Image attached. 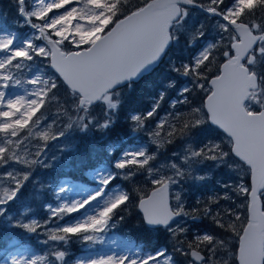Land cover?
<instances>
[{
  "label": "snow or ice",
  "instance_id": "6c2138e0",
  "mask_svg": "<svg viewBox=\"0 0 264 264\" xmlns=\"http://www.w3.org/2000/svg\"><path fill=\"white\" fill-rule=\"evenodd\" d=\"M13 8L14 28L0 13V223L43 235L39 243L47 252H9L0 264H69L67 246L73 238L89 248L105 243V234L125 220L121 213L131 214L130 206L139 210L146 230L167 233L175 241L173 252L188 257V264H264V203L258 204L264 197V0H137L134 6L130 0H13ZM196 13L203 19H195ZM210 21L216 36L200 45L198 54L187 62L167 63L170 73L187 81L171 101V111L156 119L168 100L167 88L147 110L130 107L136 85L165 63L181 38L186 46L208 40ZM24 28L31 32L21 40L16 29ZM37 61H46L54 74L47 75ZM33 69L32 78L22 80ZM58 80L65 88L63 103L56 96ZM24 84L33 87L23 95L6 91ZM197 90L206 97L198 106L192 100ZM53 101L57 110L49 120L46 112ZM121 113L133 133L146 132L148 143L118 155L109 145L108 160L87 171L94 188L76 185L79 199L68 200L61 195L72 190L65 181L52 190L58 203L45 205L47 219L30 217L25 192L35 169L51 166L44 159L48 143L72 131L107 133ZM209 126L222 130L227 150L212 139H199ZM177 140L183 142L182 151L157 165L162 150ZM205 161L237 173L245 170L253 185L225 182L223 195L198 199L202 207L189 209L182 189L173 187L206 180L195 167ZM138 176L153 186L150 195L135 199L140 188L110 187L117 178ZM233 193L247 201L244 226L238 212L225 210L224 215L235 218L225 222L214 211ZM73 213L79 216L65 220ZM203 219L233 233L237 243L213 232L186 240L188 221ZM112 244L109 252L84 255L71 264H175L166 248L141 254L142 249L126 242Z\"/></svg>",
  "mask_w": 264,
  "mask_h": 264
},
{
  "label": "trees",
  "instance_id": "16d2710c",
  "mask_svg": "<svg viewBox=\"0 0 264 264\" xmlns=\"http://www.w3.org/2000/svg\"><path fill=\"white\" fill-rule=\"evenodd\" d=\"M137 3V0H130V6H134ZM0 13H3L6 16V23L14 28L13 21L16 19L14 8H13V0H0ZM19 34V38H25L30 34V29H16ZM216 35H210L208 38V42L211 41V38ZM179 47L185 48L188 54L195 50L192 47H188L185 45V39L181 38L180 42L177 44ZM200 45H198L199 47ZM177 47V50L181 49ZM172 48L171 52L176 51ZM217 63H220L222 57L219 53H217ZM187 62V61H185ZM176 63V62H175ZM47 62L37 61L38 67H42L44 72L51 76L54 72L46 66ZM215 70V69H214ZM23 78H27L36 72V69L32 71H25ZM163 72H160L157 69L151 75H149L146 79L140 81L134 90L132 91L129 97V106L133 108H137L140 110L148 109L153 100L157 98L158 93L164 91L165 89L160 86V81L164 78L166 80L167 77H163ZM23 75V74H22ZM175 81L173 82V86L168 88L166 95L168 97L167 102L162 104V108L159 111V115L161 112L169 108V102L173 99H176L178 89L180 88L181 80L178 77L172 75L171 77ZM60 85L59 90L56 93L57 100L60 103H63L66 100L65 88L61 81H57ZM199 90L194 92L192 95V100L194 104H200L202 102L203 95H200ZM196 94V96H195ZM126 96L129 94L126 92ZM152 99V100H151ZM57 110V101H53L52 104L49 105V108L46 112L47 116H51ZM182 110H187V107ZM129 121L125 118L124 114L121 113L119 118L116 121L113 129L107 133L100 132L97 129H93L89 133H75L76 141L74 143L73 148L70 150L69 158L70 161L68 166L63 169H39V172L36 174L34 178L35 181L28 185V189L25 192V198L23 201L24 207H28L30 209V213L35 215V218L38 220L47 219L48 212L45 207L47 204L55 205V197L53 195V188L57 185L60 180L65 177L69 182L76 183V185H84L88 187V178L87 171L89 168L96 167L106 160H108L109 156L106 152V149L109 145H114L117 149L116 153L113 155H117L120 149V145L123 141H132L133 132L129 127ZM154 125V123H151ZM134 134V137H138L137 139H143L142 136ZM180 140H177L172 145H168L165 149L162 150V154H170L173 150L178 147ZM223 147L225 145L219 141ZM130 143V142H128ZM152 147V146H151ZM226 150V147H225ZM164 152V153H163ZM161 158V157H160ZM209 163V161L205 162ZM242 183L245 186L248 185L247 177H241L237 179L235 175L231 172H228L226 168H214L211 172L209 178L201 182H193L186 181L178 186V190L182 189V196L185 201V206L189 209L193 207H202V205L197 204V200H207L208 197L219 193L223 195V187L222 185L225 183ZM114 184L117 187L124 188L125 190L131 191L134 188H140L142 191L136 195L134 194L135 199H138L139 196H145L149 192L153 186L149 183H146L143 176H138L131 181H125L123 179L117 178L114 183L110 186L112 187ZM44 186V187H41ZM135 202V200H134ZM246 204L244 195H236L232 194V199L230 201H221L220 208L215 209L214 211H220L221 215L225 222H231L234 220V217H229L224 215V211L227 209H232L239 213L241 220L239 222L240 226H244V222L246 221ZM23 209V210H21ZM24 208H20V212L23 213ZM130 212L121 213L125 215V220L120 222L117 225L116 229L111 230L108 233L116 234L122 242L133 243L139 245L140 249L143 250L142 253L155 252L160 249H167L168 254L173 256L175 264H187L189 258L179 253L173 252V244L172 238L169 237L167 233L157 232V231H148L145 229L143 225L140 223V215L136 208L130 206ZM14 215H17L15 211H13ZM43 216V217H42ZM68 217V216H67ZM190 231L185 238L186 240H193L197 234H204L205 232H213L217 235L218 238H227L231 240L232 244H236L237 242L233 239V233L225 232L224 230L218 229L215 224L212 223L210 219H203L201 221H197L196 224H193L191 221H188L186 225ZM12 227H7L5 224L0 223V249H4L6 244L10 241H15L19 246H25L28 249V253L36 254V255H44L46 252L36 243L37 237L34 238L32 236L25 237L24 234L18 233L11 230ZM111 233V234H112ZM76 239L73 238V241L67 246L69 256L72 258L77 252L79 253L78 245H76ZM70 264V262H69Z\"/></svg>",
  "mask_w": 264,
  "mask_h": 264
},
{
  "label": "rangeland",
  "instance_id": "374dc122",
  "mask_svg": "<svg viewBox=\"0 0 264 264\" xmlns=\"http://www.w3.org/2000/svg\"><path fill=\"white\" fill-rule=\"evenodd\" d=\"M194 18L195 19H203L202 15H200L199 13H196ZM214 23H215L214 21H210L209 22V36L210 35H216V31H215V28H214ZM29 31L31 32V30H29ZM23 39L24 38H22L21 40H23ZM207 42H208V40L207 41L202 40V41H200V44L199 45H203V44H205ZM187 46L188 47H192V49L195 48V50L193 52H190V54H188L187 51L185 50L184 46L183 47H179L178 45H176L174 49H176L177 47H179L181 49V51L176 49V51L171 52V54L167 58V63H168L169 60H171L172 62L179 63L180 62V58H183L184 61H187L188 59H190L194 55L198 54V49H199L200 46L199 47H198V45H195V46H193V45H187ZM167 63L165 65L166 67H167ZM25 73L26 72H24L23 75H22V77H21L22 80L32 78V75L33 74L24 79L23 76H24ZM162 74H163V77H167L166 76V73H165V70L163 71ZM173 81H175V80L174 79H171V81H170V79H168V78H166V80L163 78L160 81V86L162 88H164V89H166V88L168 89L169 83L170 82L172 83ZM186 83H187V81L185 79H184V81L180 82V88L183 87ZM32 87H33L32 85L24 84V87L23 88H21L19 86H17V87H10L6 91L10 95L11 94H20V95H23L25 88L31 89ZM200 95H203V97L205 96V94L203 92H200ZM195 96H196V94H195ZM173 100H175V99H173ZM171 101L169 102V105H170ZM200 104H196V105L198 106ZM168 111H171L170 107L167 108L166 110H164L163 112H161L160 115L156 119H159V117L165 116ZM55 113L56 112H54L51 116H48L49 117V120L54 116ZM63 119L66 120V118H63ZM150 127H155V123H154V125H150ZM209 128H210V131L203 132L201 134V136L199 137V139L203 140L204 143H207L209 141V139L214 140L216 143H220L219 141H221L225 145L226 150H227L228 145H227V141L225 139L224 134H222L221 132L217 131L212 126H209ZM75 133H81V132H79V131H72L66 137H63V138H60L57 141H51L50 143H48V146L45 149L47 155L44 157V159H45L46 163H48L51 166L48 167V168H44V167H38V168H36L35 171H34V178L36 177V174L39 172V169H63V168H66L68 166V163L70 161V158H69L70 150L73 148L74 143L76 141ZM134 134L135 133H132L131 134V135H133V137H132L133 140L132 141H123V143L120 145V149L118 151V154L120 152H122L123 150L127 149V148L134 147V146H140V145H143V144H147L148 143V137H147L146 132H139L137 134V135L142 136L143 139H140V138L137 139L138 137L137 138L134 137ZM0 135H2V134H0ZM128 142H130V143H128ZM32 143H37V141H33ZM40 143H43V142L41 141ZM152 147L154 148L155 146L152 145ZM182 147H183V142L180 141L179 144H178V147H176L173 151L181 152L182 151ZM171 153L168 154V155H166V154H163L161 156L159 155L158 158H157V162H156L157 165H159L161 163L168 162V159L171 158ZM205 162H207V161H205ZM205 162L203 164H201V165H196L195 167L198 169L197 174L198 175H204V176H206V179H207V178L210 177L212 170L214 168H216V167L214 166V163L212 161H209V163H205ZM100 166H101V164L98 165V166H96L95 168H99ZM226 170L228 172H231L233 175H235L237 177V179H239L241 177H245V176L247 177L248 176V174H247V172L245 170H241L239 173L234 172V171H231V170H228V169H226ZM34 181H35V179L33 180V182ZM65 181H67V183L65 184L66 189H72V190H67L64 193H62L61 195L65 199H68V200H71L72 198L79 199V196L77 195V192L75 190L76 183L69 182L67 180V178H65V177H63L60 180V182L57 185H55L54 187L57 188L58 185H60L61 183L65 182ZM88 182H89V184H88V187L87 188L89 190H91L92 188L95 187V183L92 181V179L90 178V176L88 178ZM193 182H201V181H193ZM116 187H117L116 184H114L112 186V188H116ZM247 187H248V185H247ZM173 191H179L178 190V186H174L173 187ZM54 197H55V195H54ZM262 200H263V203H264V197H262ZM55 201H56L55 202V205H56L58 203V201L56 200V197H55ZM173 203H174V201H173ZM21 210H23V209H21ZM29 216L35 218V215H32L31 213H30ZM77 216H79V213H73V214L69 215L68 217L66 216L65 217V220H71V219H73V218H75ZM43 220H44V217H43ZM64 222L65 221H60V223H64ZM50 226L51 227H55V224H52ZM11 230L17 232V235H18V233H22V234H24L25 237L26 236L27 237L32 236L34 238L37 237L36 243L38 245H40V247L44 250V252H47L46 246H44L41 243H39L40 240L45 239V237L43 235H39L38 236L36 234H30V233H27L23 229H19V228H15V227H12ZM111 233H106L105 234V237H104L105 243L94 245L91 248H89L88 246L82 244L78 240H75L76 241V245H78V248H79V253L77 252L72 258L70 257V261H69L70 264L75 259H77V258H79L81 256H84V255H89V254H91V255H98V254H103V253L109 252V250L111 248L115 247V245L112 244V241L113 240L116 241V244L117 245H120L122 243H125V242H122L116 234H114V233L111 234ZM172 242L175 243V241L173 239H172ZM128 244L131 247H133V248H140L139 245L133 244L131 242L128 243ZM116 250L117 251H120V248H116ZM9 252L11 254H13V255H19L21 253L30 254V253H28L27 247H25L23 245L22 246H20V245L18 246L16 244V242L14 244H10V242H8L6 244V246H5L4 249H0V258H2L4 255L8 254ZM141 254H144V253H141ZM68 259H69V257H68ZM187 264H188V262H187Z\"/></svg>",
  "mask_w": 264,
  "mask_h": 264
},
{
  "label": "flooded vegetation",
  "instance_id": "af4514ba",
  "mask_svg": "<svg viewBox=\"0 0 264 264\" xmlns=\"http://www.w3.org/2000/svg\"><path fill=\"white\" fill-rule=\"evenodd\" d=\"M171 53L169 52L168 53V55L165 57V63L164 64H161L160 65V67L158 68L159 69V71H164L165 70V73H166V76H167V78L168 79H170V77H172V75H174V74H172V73H170L169 71H168V68L165 66L166 65V63H167V58H168V56L170 55ZM221 62H222V59H221ZM220 62V63H221ZM165 66V67H164ZM181 79V81H184V79L183 78H180ZM174 82V81H173ZM172 82V83H173Z\"/></svg>",
  "mask_w": 264,
  "mask_h": 264
},
{
  "label": "water",
  "instance_id": "95a60500",
  "mask_svg": "<svg viewBox=\"0 0 264 264\" xmlns=\"http://www.w3.org/2000/svg\"><path fill=\"white\" fill-rule=\"evenodd\" d=\"M54 71V70H53ZM206 98V97H204ZM214 127V126H213ZM218 130V129H217ZM220 132H222V130H219ZM223 133V132H222ZM247 182H248V187H251L253 185V181L251 180V177L248 175L247 176ZM153 190V188L151 190H149V192L147 193V195H150L151 194V191ZM145 195V196H147ZM251 197H249L250 199ZM263 203V200L260 198V200L258 201V204H261ZM138 213H139V210L137 209ZM140 214V213H139ZM247 215H248V212H247V209H246V218H247Z\"/></svg>",
  "mask_w": 264,
  "mask_h": 264
}]
</instances>
